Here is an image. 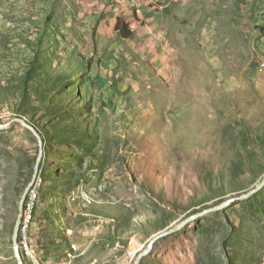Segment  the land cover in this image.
<instances>
[{"label":"rangeland","instance_id":"374dc122","mask_svg":"<svg viewBox=\"0 0 264 264\" xmlns=\"http://www.w3.org/2000/svg\"><path fill=\"white\" fill-rule=\"evenodd\" d=\"M14 117L44 141L26 263L135 264L264 178V0H0V122ZM39 151L20 122L0 128V264H18ZM140 264H264V186Z\"/></svg>","mask_w":264,"mask_h":264},{"label":"water","instance_id":"95a60500","mask_svg":"<svg viewBox=\"0 0 264 264\" xmlns=\"http://www.w3.org/2000/svg\"><path fill=\"white\" fill-rule=\"evenodd\" d=\"M14 122H20L21 124H23L24 126L29 128L34 133V135L38 138V141L40 144V151H39V155L37 157L36 164L34 166L33 176H32L31 180L29 181V183L27 184V186L25 187V189L22 193L21 200H20L19 214H18L16 223H15L14 231H13V247H14V254H15L17 263L18 264H27L25 261L23 252L21 250L20 232H21V225H22V220H23V212H24L25 206H26V200L28 199V195L31 191L32 186L36 183V181L38 179V175H39V171H40V165H41V161H42V158L44 155V147H43L44 141H43L42 135L39 132V130L32 123H30L28 120H26L25 118H22V117H14L13 119H11L9 121L0 122V128H7V127L11 126ZM263 186H264V178L262 179V181L258 185L252 187L249 191L244 192L240 195H235L231 198L226 199L225 201H223L220 204L205 208L201 211H198L197 213L189 215L188 217H186L185 219H183L182 221H180L176 225L159 232L150 240L146 249L138 254L135 264L141 263L142 259L151 252L152 248L154 247V244L156 243V241L158 239L163 238V237H165L169 234H172L174 232H177L178 230L183 228L185 225H187L191 221L198 219L201 216L206 215L207 213L224 209L238 199L248 198L249 196H251L252 194L257 192L258 190H260Z\"/></svg>","mask_w":264,"mask_h":264},{"label":"built area","instance_id":"2783aa9c","mask_svg":"<svg viewBox=\"0 0 264 264\" xmlns=\"http://www.w3.org/2000/svg\"><path fill=\"white\" fill-rule=\"evenodd\" d=\"M31 195L29 194V198L26 202L25 210L23 212V220H22V225H21V240H20V245H21V250L22 252H27V254L31 253L30 252V244L29 241H22V230H28L29 222L31 221V218L33 217V209L31 205Z\"/></svg>","mask_w":264,"mask_h":264},{"label":"trees","instance_id":"16d2710c","mask_svg":"<svg viewBox=\"0 0 264 264\" xmlns=\"http://www.w3.org/2000/svg\"><path fill=\"white\" fill-rule=\"evenodd\" d=\"M114 29L116 32L120 33L124 38L131 37L134 33L133 30L130 28L129 24L122 18L117 19Z\"/></svg>","mask_w":264,"mask_h":264},{"label":"crops","instance_id":"0c3cea01","mask_svg":"<svg viewBox=\"0 0 264 264\" xmlns=\"http://www.w3.org/2000/svg\"><path fill=\"white\" fill-rule=\"evenodd\" d=\"M53 259H54V261H55V264H58V263L60 264V262H61V261H60V260H61V256H58V257H57V256H53ZM57 262H58V263H57Z\"/></svg>","mask_w":264,"mask_h":264}]
</instances>
